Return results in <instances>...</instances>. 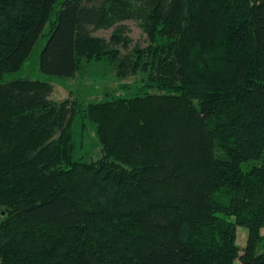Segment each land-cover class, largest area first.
Wrapping results in <instances>:
<instances>
[{"label":"trees","instance_id":"obj_1","mask_svg":"<svg viewBox=\"0 0 264 264\" xmlns=\"http://www.w3.org/2000/svg\"><path fill=\"white\" fill-rule=\"evenodd\" d=\"M48 22L43 74L105 62L142 85L55 102L0 80V264H264V0H0V78ZM80 121L96 161L75 157Z\"/></svg>","mask_w":264,"mask_h":264},{"label":"rangeland","instance_id":"obj_2","mask_svg":"<svg viewBox=\"0 0 264 264\" xmlns=\"http://www.w3.org/2000/svg\"><path fill=\"white\" fill-rule=\"evenodd\" d=\"M62 0H59L61 2ZM59 9V4L55 10ZM54 13L51 20L54 19ZM130 28L129 36L132 43L144 46L145 36L134 22L125 23ZM50 31L49 22L45 25L42 35L36 42L30 57L23 66L16 72L4 75L0 80L9 82L20 79H30L49 82L53 86V93L50 99L60 102L68 97L78 99L83 102L98 101L101 99H109L104 96V91L111 93L112 98H128L132 94L137 93L141 87L142 75L129 77L119 80L116 76L114 68L105 62H91L82 75H77L74 79H65L60 77L49 76L43 74L39 69V57L43 47L48 39ZM110 31H99L95 35L107 39ZM124 87H128L125 89ZM76 150L75 157L84 161H96L101 157L100 145L97 141L94 129L88 121L78 122L74 134ZM259 165L258 161H251L242 165V170L247 171L252 166ZM264 235V229L261 231ZM247 231L245 228H237V244L243 248L246 242ZM264 250V241L257 247V253ZM238 264V263H236Z\"/></svg>","mask_w":264,"mask_h":264}]
</instances>
